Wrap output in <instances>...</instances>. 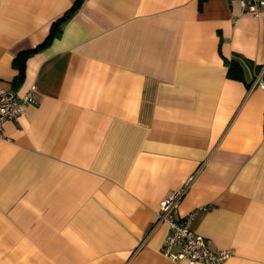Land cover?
Here are the masks:
<instances>
[{
    "label": "crops",
    "instance_id": "crops-1",
    "mask_svg": "<svg viewBox=\"0 0 264 264\" xmlns=\"http://www.w3.org/2000/svg\"><path fill=\"white\" fill-rule=\"evenodd\" d=\"M73 2L0 0V89ZM60 29L13 89L35 102L2 123L0 264H189L155 223L177 190L174 217L232 250L220 264H264V7L83 0ZM237 55L261 70L227 77Z\"/></svg>",
    "mask_w": 264,
    "mask_h": 264
},
{
    "label": "built area",
    "instance_id": "built-area-1",
    "mask_svg": "<svg viewBox=\"0 0 264 264\" xmlns=\"http://www.w3.org/2000/svg\"><path fill=\"white\" fill-rule=\"evenodd\" d=\"M243 12L257 15L264 0H236ZM264 86V81H259ZM35 86L22 95H17L13 89H0V136L2 135V123L6 119L16 120L24 111L27 103L35 102ZM182 190H177L169 197L162 199L156 212L155 223L165 222L169 231L163 239L161 251L171 259L186 260L189 264L197 260H206L210 264H220L232 255V250H215L211 248L207 239L195 232L191 227L193 213L180 219L174 217ZM177 247V248H175Z\"/></svg>",
    "mask_w": 264,
    "mask_h": 264
},
{
    "label": "trees",
    "instance_id": "trees-1",
    "mask_svg": "<svg viewBox=\"0 0 264 264\" xmlns=\"http://www.w3.org/2000/svg\"><path fill=\"white\" fill-rule=\"evenodd\" d=\"M82 1L83 0H74L70 9L65 11L62 15H60L50 24L48 34L40 44H38L36 47L22 50L16 55L13 64L18 69V72L12 80L13 89H15L21 83L24 77V65H25L26 57L29 54L40 50L46 44H48L53 38L57 37L61 32L60 27L62 23L71 15V13L81 4ZM203 1L204 0H199L200 5L203 3ZM226 65H227V70H226L227 77L237 80H244V81H245L246 70H250L252 71V73L256 74L262 68L261 65L254 64L252 60L238 55L232 56L230 59H227ZM262 81H264V72H262Z\"/></svg>",
    "mask_w": 264,
    "mask_h": 264
}]
</instances>
